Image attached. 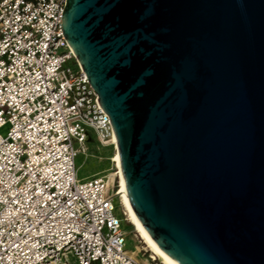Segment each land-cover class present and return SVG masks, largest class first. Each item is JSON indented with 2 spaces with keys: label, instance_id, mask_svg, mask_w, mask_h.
<instances>
[{
  "label": "water",
  "instance_id": "water-1",
  "mask_svg": "<svg viewBox=\"0 0 264 264\" xmlns=\"http://www.w3.org/2000/svg\"><path fill=\"white\" fill-rule=\"evenodd\" d=\"M134 214L176 264H264V0H66Z\"/></svg>",
  "mask_w": 264,
  "mask_h": 264
},
{
  "label": "built area",
  "instance_id": "built-area-1",
  "mask_svg": "<svg viewBox=\"0 0 264 264\" xmlns=\"http://www.w3.org/2000/svg\"><path fill=\"white\" fill-rule=\"evenodd\" d=\"M65 3L0 0V264H163L125 250L111 176L77 177L88 142L114 132L63 33Z\"/></svg>",
  "mask_w": 264,
  "mask_h": 264
},
{
  "label": "rangeland",
  "instance_id": "rangeland-1",
  "mask_svg": "<svg viewBox=\"0 0 264 264\" xmlns=\"http://www.w3.org/2000/svg\"><path fill=\"white\" fill-rule=\"evenodd\" d=\"M72 65V63H71ZM8 126L3 127L0 129V133L5 134L7 131ZM88 155H78L75 160V165L77 168V177L80 180H87L96 175L107 174L110 175L113 179V190L110 189L109 193H116L115 198L118 201V206L116 208V214L121 216L123 211L120 200L121 194L118 192L119 190V179L116 173L117 168L115 163L112 159L114 154V148L112 145L109 146H101L97 143V141L92 138L90 142H88ZM123 229L126 231V242H125V250L127 252L136 251V259L139 261H143L144 257L150 254L149 251L144 249V244L140 241V239L136 236V233L133 232L132 224L125 220L123 223ZM141 250L138 252V248Z\"/></svg>",
  "mask_w": 264,
  "mask_h": 264
},
{
  "label": "bare ground",
  "instance_id": "bare-ground-1",
  "mask_svg": "<svg viewBox=\"0 0 264 264\" xmlns=\"http://www.w3.org/2000/svg\"><path fill=\"white\" fill-rule=\"evenodd\" d=\"M111 145L114 148V154H113V161L115 163V166L117 168V175L119 179V190L118 192L121 194V200L120 205L126 215V220L129 221L133 226V232L136 233V236L140 239V241L144 244V249L146 251H149L150 254L160 261L163 264H176L172 259H170L150 238V236L146 233V231L143 229L139 221L137 220L134 211L132 209L130 200L128 198L126 187L123 179V175L121 172L120 167V160H119V154L117 151V141L116 137L114 135L113 139L111 140ZM131 256L136 257L137 252L132 251L129 253Z\"/></svg>",
  "mask_w": 264,
  "mask_h": 264
}]
</instances>
